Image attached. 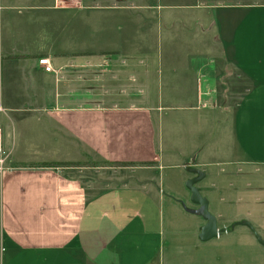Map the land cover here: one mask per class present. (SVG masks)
Returning <instances> with one entry per match:
<instances>
[{
	"label": "crops",
	"instance_id": "1",
	"mask_svg": "<svg viewBox=\"0 0 264 264\" xmlns=\"http://www.w3.org/2000/svg\"><path fill=\"white\" fill-rule=\"evenodd\" d=\"M211 7L186 20L185 65L169 48L129 46L171 22L163 10L147 15L146 0H0V264H256L264 255L241 176L197 180L225 228L207 240L188 186L194 167L208 172L235 154L264 166V2ZM147 55L159 102L182 101L168 88L188 77L194 86L184 117L168 114L189 119L187 152H169L165 115L146 104ZM226 75L251 84L234 106L223 105ZM87 158L113 167L85 176L39 166ZM245 217L251 225L231 223Z\"/></svg>",
	"mask_w": 264,
	"mask_h": 264
},
{
	"label": "rangeland",
	"instance_id": "2",
	"mask_svg": "<svg viewBox=\"0 0 264 264\" xmlns=\"http://www.w3.org/2000/svg\"><path fill=\"white\" fill-rule=\"evenodd\" d=\"M255 2H264V0H146L147 3V15L150 13H157L161 14L160 11L163 10L162 14L167 15V17L170 18L171 22L163 23V26L166 28V31L162 37L159 35L157 37L154 36H147L144 40H130L129 46H144L145 49L148 52H151V50L159 47L163 48H169L170 51L172 50L175 52L174 55V61L177 60V63L179 64H185L189 59V23L186 22V20L189 17H199L205 14L208 10L211 12L212 7L211 6H217L220 4H233V3H255ZM171 3V7H164L168 9H160L157 11V8H152L153 5H166ZM210 5V6H208ZM157 11V12H156ZM195 27L198 28L201 26L200 24H193L191 23L190 28ZM205 26V24H204ZM193 33V28L190 29ZM208 29H206V32ZM196 36H199V31L195 33ZM202 34V35H201ZM200 35L204 36V32L202 31ZM142 41H144L142 43ZM125 42V40H123ZM151 57L148 56L150 60V64L146 66L147 69V84H150V86L147 88V106L151 108H157L158 110H161L165 117V128L167 131L166 138L169 140H173L167 143L169 145V152L170 153H181V152H187L189 150V119L182 118L179 116H183L181 114H184L186 111H189V92L194 89V86L192 85V82H189V77L185 79V81H182L183 83L176 86H172L168 88L172 92L173 98L180 99L182 101L173 102L171 100L166 102H159L158 101V90L159 88L153 87V62L151 61ZM164 57V54H163ZM164 63V61H163ZM121 77V76H120ZM125 80L123 79H116L114 83L116 85L124 84ZM226 88H225V95L228 93L230 94V98L226 99L229 100L228 103H224L225 106H231L235 105L239 98L244 94V92L248 89V87L251 86V84L244 78V77H235L228 79L226 75L225 80ZM116 92H121V86L120 88H116ZM149 94V95H148ZM166 98H170V95H166ZM228 98V95L226 96ZM79 105H88V104H79ZM218 106L216 108L210 109L209 116L211 123L214 125V129L212 130L213 133L210 135V137L217 138V126L219 123V113H218ZM174 113L178 115L169 113ZM226 113L228 117L226 119H221L220 123L228 124L229 123V113L223 112V114ZM222 114V115H223ZM185 119V120H184ZM184 121L183 123H181ZM163 122V126H164ZM173 123V125H172ZM187 123V125H186ZM184 125V126H182ZM73 152V149L66 148V153ZM80 162V165L77 166H65L68 167L67 171L71 172L73 174H81L82 175H105V173H100L99 171H96L98 169H107L106 166H112L106 161L102 160H95V159H83ZM185 168L189 169V157L186 158L185 162ZM227 165L223 164L220 166H214V167H208L204 170L201 167H194L195 172V183L194 185L197 186L196 182L204 178L206 175L210 177L211 180H214L218 176L223 175H233L237 177H242L244 182L242 184V187L240 189V192H250V205L251 208L253 205L257 204V208L259 213L256 216H253V219L261 222L264 225V166H260L258 164H249L246 162V160H241V157L238 155H234L232 157V160L226 163ZM105 167V168H103ZM113 167V166H112ZM198 180V181H197ZM211 187L216 190V183L211 184ZM255 203V204H254ZM249 222L252 224L251 220L247 217L241 218L238 220H234L231 223H244ZM262 240H264V235L261 236ZM243 259V257H242ZM256 264H264V255L261 252H258L257 254V263Z\"/></svg>",
	"mask_w": 264,
	"mask_h": 264
},
{
	"label": "water",
	"instance_id": "3",
	"mask_svg": "<svg viewBox=\"0 0 264 264\" xmlns=\"http://www.w3.org/2000/svg\"><path fill=\"white\" fill-rule=\"evenodd\" d=\"M194 183L195 180H191L188 183V186L192 191L193 201L200 206L198 209L195 210V212L201 214L207 220V223L204 226L201 234V238L203 240H207L209 238L218 236L221 232L225 230V228L218 227L216 216L209 210L208 199L202 195L200 188L196 187ZM244 223L251 225L249 222ZM257 237L259 241L264 244V240L261 239V236L257 235Z\"/></svg>",
	"mask_w": 264,
	"mask_h": 264
},
{
	"label": "trees",
	"instance_id": "4",
	"mask_svg": "<svg viewBox=\"0 0 264 264\" xmlns=\"http://www.w3.org/2000/svg\"><path fill=\"white\" fill-rule=\"evenodd\" d=\"M77 166L80 165V162L75 161H65V162H42L39 164V166ZM124 165H127V163H124Z\"/></svg>",
	"mask_w": 264,
	"mask_h": 264
},
{
	"label": "built area",
	"instance_id": "5",
	"mask_svg": "<svg viewBox=\"0 0 264 264\" xmlns=\"http://www.w3.org/2000/svg\"><path fill=\"white\" fill-rule=\"evenodd\" d=\"M39 63L44 67L48 72L54 71L53 64L48 56H42L39 58ZM2 159L0 158V164H2Z\"/></svg>",
	"mask_w": 264,
	"mask_h": 264
}]
</instances>
